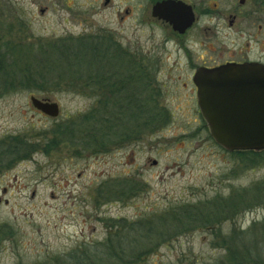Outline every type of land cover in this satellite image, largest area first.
Wrapping results in <instances>:
<instances>
[{
  "label": "rangeland",
  "instance_id": "1",
  "mask_svg": "<svg viewBox=\"0 0 264 264\" xmlns=\"http://www.w3.org/2000/svg\"><path fill=\"white\" fill-rule=\"evenodd\" d=\"M130 1L113 0V6L104 8L86 0H75L76 4L0 0V52L6 53L7 42L31 44L37 50L49 46L45 40L98 37V30L107 36L109 21L120 33L106 39L110 53L133 64V52L139 50L141 66L148 65L152 39L133 33L132 18L122 23L116 16ZM193 1L239 4V0ZM140 74V86H147L149 72L142 69ZM50 86V91H0V194L7 199L0 206V264H46L74 250L105 252L108 240L117 233V241L125 236L123 227L113 221L138 222L200 201V207L213 209L207 213H217L214 229L180 228L170 239L151 240L136 229L123 244L127 258L153 250L129 264L215 263L225 252L217 243L228 235L264 245V198L252 197L264 191L262 153L253 166L247 163H252L249 158L224 149L208 126L203 128V120L186 118L173 89L165 90L163 97L160 91L156 98L157 105L166 102L174 117L168 115L158 129L138 132L128 114L121 120L113 118L115 110L104 102L102 84L78 81L68 90ZM32 95L58 102L59 116L41 114L31 103ZM89 113L94 121L83 119ZM96 119L102 122L101 145L91 143L87 130Z\"/></svg>",
  "mask_w": 264,
  "mask_h": 264
},
{
  "label": "flooded vegetation",
  "instance_id": "2",
  "mask_svg": "<svg viewBox=\"0 0 264 264\" xmlns=\"http://www.w3.org/2000/svg\"><path fill=\"white\" fill-rule=\"evenodd\" d=\"M168 1L175 4H161ZM112 2L86 0L87 4L103 5L104 8L113 6ZM130 2L124 8L118 4L120 8L116 16L122 23L132 18L133 33H142L152 39V48L148 53L149 63L145 66L140 64L139 50L133 52V64H127V58L106 57L102 73L103 98L107 106L113 105L115 112L112 116L116 120H121L127 114L130 119L140 117L142 69L149 72L150 78L145 86L148 89L144 97L148 105L145 117L155 114H159L163 120L168 119V115L174 117L166 102L157 105L156 98L160 97V91L163 97L165 90L173 89L175 98L184 104L182 107L186 118L191 119L193 115L195 120L199 118L200 123L203 120L205 129L207 123L198 98V81L204 78L203 73L227 64L258 63L261 71L264 69V4H244L245 0H239V4H197L193 0ZM72 4H76L75 0ZM107 22L105 29L110 33L107 37L120 35L117 28ZM106 52L109 53L108 50ZM112 59L117 61L113 62ZM105 115L108 120V109ZM233 153L242 158L253 155V151L244 150ZM257 153L264 155V151ZM3 193H7L6 188ZM6 200L0 194V206Z\"/></svg>",
  "mask_w": 264,
  "mask_h": 264
},
{
  "label": "trees",
  "instance_id": "3",
  "mask_svg": "<svg viewBox=\"0 0 264 264\" xmlns=\"http://www.w3.org/2000/svg\"><path fill=\"white\" fill-rule=\"evenodd\" d=\"M103 33V30H98L97 34L100 35L98 37L86 36L81 38L79 36L66 40L60 39V41L45 40V45L47 43L49 46L42 48L44 45H40L37 50L31 44L11 46V42H7L5 45L6 53L0 52V56H2L0 59V91H14L18 88L50 91L53 87H49V85H54L55 88H58L57 90H68L66 87H69L71 83L75 85V82L78 81L87 86L94 83V86L101 87L102 67L106 63V57L116 59L120 57L115 52L114 54L110 53V49L104 45L106 39L110 38L104 36ZM107 50L109 53L106 52ZM64 83L66 86L62 89ZM146 91L145 85H141L140 117L133 116L132 118L133 126L136 129L139 128L140 131L158 129L166 122V120H160L158 116H155L156 114L152 117H145V108L148 106L144 100ZM90 113L85 114L83 119L94 121L95 119ZM96 120V125L90 126L87 130L91 135V143L101 145L100 141L103 139L102 122L101 119ZM252 154V158L249 157V160L254 166L258 164L256 159H259L261 153L253 152ZM262 183L264 185V181ZM113 190L120 192L119 188H113ZM252 197L261 200L264 198V191L255 192ZM200 203L201 201L195 204L180 205L170 209L171 212L140 219L138 222L125 224L120 220L113 221L118 222L123 227L126 231L125 236H123L122 241H117L119 236L117 233L114 239L108 240L104 245L105 252L98 248L83 251L74 250L66 257L53 258L55 261H49L46 264H129L132 260L139 259L144 253L153 250V247L149 248L132 260L127 258L129 254L123 244L124 241L133 237L136 229L149 240L153 237L170 239L178 235L176 231L180 228L186 230L201 227L214 229L212 225L217 219V213H207L213 209L200 207L198 205ZM233 205L231 203L230 207ZM136 244L139 247L140 244ZM217 244L225 250L224 255L215 263L209 264H264V245H259L257 240L245 241L243 236L236 234L223 237V240Z\"/></svg>",
  "mask_w": 264,
  "mask_h": 264
},
{
  "label": "water",
  "instance_id": "4",
  "mask_svg": "<svg viewBox=\"0 0 264 264\" xmlns=\"http://www.w3.org/2000/svg\"><path fill=\"white\" fill-rule=\"evenodd\" d=\"M203 74L199 105L214 140L228 151L264 150V69L258 63L227 64ZM30 99L36 109L59 116L58 102Z\"/></svg>",
  "mask_w": 264,
  "mask_h": 264
}]
</instances>
